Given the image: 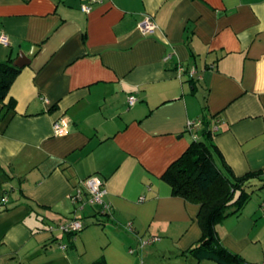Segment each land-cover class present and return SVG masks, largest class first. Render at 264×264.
Wrapping results in <instances>:
<instances>
[{"label":"crops","instance_id":"0c3cea01","mask_svg":"<svg viewBox=\"0 0 264 264\" xmlns=\"http://www.w3.org/2000/svg\"><path fill=\"white\" fill-rule=\"evenodd\" d=\"M0 31V60L31 56L0 116V264H218L182 253L200 204L162 174L205 127L236 174L264 169V0H0ZM90 175L106 209L71 198ZM217 230L264 264V199Z\"/></svg>","mask_w":264,"mask_h":264},{"label":"trees","instance_id":"16d2710c","mask_svg":"<svg viewBox=\"0 0 264 264\" xmlns=\"http://www.w3.org/2000/svg\"><path fill=\"white\" fill-rule=\"evenodd\" d=\"M14 59L10 56L0 60V101L3 103L1 117L6 110L15 107L13 99L5 101L22 69L14 64ZM57 104L52 105L49 111L56 110ZM212 132V129L205 127L204 137L193 139L162 174V178L171 185L174 195L200 204L198 220L202 235L182 253L194 256L197 261L211 259L218 264H255L246 261L240 253L222 242L217 224L231 213H240L253 192L264 188V169L236 174L213 141ZM217 156L221 162H218ZM78 231L69 233L75 234ZM91 264L105 262L100 259Z\"/></svg>","mask_w":264,"mask_h":264},{"label":"built area","instance_id":"2783aa9c","mask_svg":"<svg viewBox=\"0 0 264 264\" xmlns=\"http://www.w3.org/2000/svg\"><path fill=\"white\" fill-rule=\"evenodd\" d=\"M84 10H90L91 6L86 3L82 5ZM141 28L145 32H153L157 28L156 21L152 18L151 15H146V17L140 22ZM0 42L3 44L9 43V38L7 35L0 31ZM136 101L135 95H130L129 102L133 104ZM189 126L192 127L195 122L189 121ZM68 122L65 118L60 117L54 121V131L56 134H63L67 132ZM83 191L87 195V201L92 204L103 205V208L106 209L108 205L104 201V195L106 189L104 186V181L98 175H90L82 180V185L78 187L77 191L71 195L72 200L76 201L83 198ZM131 225V223H130ZM50 229H53V226H49ZM60 229L67 232H75L80 230L83 227V222L79 218H72L65 222L59 224ZM160 237L158 235H153L148 238L142 239V244L151 243Z\"/></svg>","mask_w":264,"mask_h":264},{"label":"water","instance_id":"95a60500","mask_svg":"<svg viewBox=\"0 0 264 264\" xmlns=\"http://www.w3.org/2000/svg\"><path fill=\"white\" fill-rule=\"evenodd\" d=\"M30 60H31L30 54H27L23 50H20L17 57L14 59V64L22 67L23 65L29 63Z\"/></svg>","mask_w":264,"mask_h":264},{"label":"rangeland","instance_id":"374dc122","mask_svg":"<svg viewBox=\"0 0 264 264\" xmlns=\"http://www.w3.org/2000/svg\"><path fill=\"white\" fill-rule=\"evenodd\" d=\"M256 199H259V200H262L264 199V188H259L257 190H255L250 198V200L248 202H253L255 201ZM146 245V244H145ZM194 257V256H193ZM196 259V258H195ZM197 260V259H196ZM186 262L187 264H191V261H184Z\"/></svg>","mask_w":264,"mask_h":264}]
</instances>
